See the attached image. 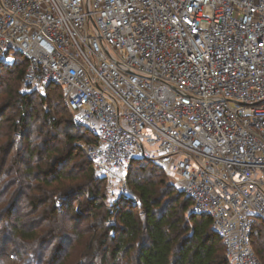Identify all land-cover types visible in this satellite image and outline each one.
Returning <instances> with one entry per match:
<instances>
[{
	"label": "built area",
	"instance_id": "2783aa9c",
	"mask_svg": "<svg viewBox=\"0 0 264 264\" xmlns=\"http://www.w3.org/2000/svg\"><path fill=\"white\" fill-rule=\"evenodd\" d=\"M18 57L27 91L60 87L100 177L135 197L131 162L156 163L230 264H263L264 0H0V65Z\"/></svg>",
	"mask_w": 264,
	"mask_h": 264
},
{
	"label": "trees",
	"instance_id": "16d2710c",
	"mask_svg": "<svg viewBox=\"0 0 264 264\" xmlns=\"http://www.w3.org/2000/svg\"><path fill=\"white\" fill-rule=\"evenodd\" d=\"M16 62L17 79H22L26 61L18 57ZM18 95L19 119L6 129L0 124V140L8 139L0 145V223L4 222L0 264H68L70 252L65 249L72 245V234L80 228L83 215L81 210L71 212L72 199L86 196L87 207L100 209V184L109 180L100 177L87 158L84 144L93 138L73 123L59 86L51 85L45 93ZM36 96L43 107L37 144L36 137L32 139L34 118L30 117L36 109ZM15 135L23 137L19 144L25 146V152L19 148L12 153L17 145ZM140 162V174L133 176V166ZM163 171L152 161L131 162L126 180L135 197L121 193L111 203L106 220L114 222L101 227L103 232L84 244L79 251L82 257L73 264H230L211 216L190 212L192 200L168 182ZM22 197L29 210L21 213L23 208L20 212L17 208ZM37 211L39 216L26 221ZM10 236L21 244L12 254H5ZM54 240L56 251L50 244ZM251 241L264 264L263 220L255 221Z\"/></svg>",
	"mask_w": 264,
	"mask_h": 264
},
{
	"label": "rangeland",
	"instance_id": "374dc122",
	"mask_svg": "<svg viewBox=\"0 0 264 264\" xmlns=\"http://www.w3.org/2000/svg\"><path fill=\"white\" fill-rule=\"evenodd\" d=\"M17 62L11 65H4L3 68H0V124L4 125V128H9L8 125L12 124L13 121H17L20 117V113L22 111L20 104H19V95L18 92L22 93H28L27 89H25V83L23 78L22 79H17V69L14 68L13 65H15ZM35 105L34 108L35 110L31 111L30 117L33 116L34 120L32 121V127L35 128L36 131L32 133V139L37 135V130H39V127L42 126L43 123V107L40 105V97L36 96L35 97ZM55 104V102H54ZM64 105V104H63ZM66 118L70 117L69 112L65 113ZM81 130H84V128H81ZM7 132V131H4ZM73 132H76L75 130ZM15 138L17 139V145L14 146L15 150H12V153H16L14 151L21 149V152H25V146L19 144V142L22 140V136H16ZM34 140L35 144L39 143L38 137L35 138ZM7 138L3 137L0 140V145L5 144L7 142ZM35 144H32V146H35ZM143 163H137L134 164L133 166V176H138L140 174V170L138 167H140ZM166 179L168 182L175 184L178 188L181 189L180 187V182L178 181L177 176L169 173L165 169H163ZM32 186H35L37 183L36 182H31ZM3 182L0 181V187L2 186ZM40 186V185H37ZM41 188V187H38ZM101 192L102 194L98 197V202L102 204V207L100 209H94L87 207L85 204L87 202L86 196H79L77 199H72V205L71 207V212L79 211L83 212V215L81 216V221H80V228L75 232H71L72 234V245L67 246L65 249V252H70V258H68V264H73L75 261H77V258L80 259L82 257V254H79V251L83 249L82 247L84 244H89L92 241V238L95 235H100L103 232V228L107 225H109L111 222H114V219H111L112 221L106 220L107 216V209L110 208L111 203L114 202L122 193V188L119 183L117 182H105L100 184ZM32 193H36V190L33 189ZM27 199L22 197L21 203L17 210L20 209L21 213L22 212H27L29 210V207H27ZM39 212L37 213H31L26 217V221L31 219V217L35 218V216H39ZM104 220V221H103ZM106 224H105V223ZM4 222L0 223V228L3 226ZM69 224V223H68ZM70 224H72L70 222ZM79 234V236L77 235ZM1 236V235H0ZM2 238V237H0ZM26 243V242H25ZM21 244V241L17 237H9L8 238V243H7V248L5 251V254H12L15 250V247H18V245ZM50 244L56 251V245L57 241H51ZM0 252H2V249H0ZM78 262V261H77Z\"/></svg>",
	"mask_w": 264,
	"mask_h": 264
},
{
	"label": "snow or ice",
	"instance_id": "6c2138e0",
	"mask_svg": "<svg viewBox=\"0 0 264 264\" xmlns=\"http://www.w3.org/2000/svg\"><path fill=\"white\" fill-rule=\"evenodd\" d=\"M9 60H11L12 58L11 57H8Z\"/></svg>",
	"mask_w": 264,
	"mask_h": 264
}]
</instances>
